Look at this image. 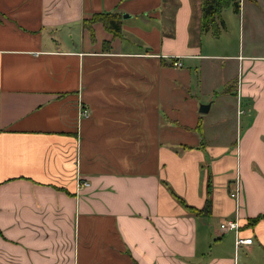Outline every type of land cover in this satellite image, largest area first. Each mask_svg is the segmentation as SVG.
Wrapping results in <instances>:
<instances>
[{
    "label": "crops",
    "instance_id": "obj_1",
    "mask_svg": "<svg viewBox=\"0 0 264 264\" xmlns=\"http://www.w3.org/2000/svg\"><path fill=\"white\" fill-rule=\"evenodd\" d=\"M239 8L215 36L201 0H0V264H264V0Z\"/></svg>",
    "mask_w": 264,
    "mask_h": 264
},
{
    "label": "trees",
    "instance_id": "obj_2",
    "mask_svg": "<svg viewBox=\"0 0 264 264\" xmlns=\"http://www.w3.org/2000/svg\"><path fill=\"white\" fill-rule=\"evenodd\" d=\"M232 6L235 13L240 12L239 0H201V17L199 21V30L205 32L211 30L215 36L218 35L219 31L224 29L225 25L221 18V12L224 8ZM114 16L112 14H94L89 20L85 21L88 26L93 21H101L105 27L111 29L113 32L117 30L116 24H114ZM200 131V124L196 125L195 128ZM209 186V184H208ZM177 198V197H176ZM177 200L184 206H186L179 198ZM201 211H208V201ZM259 217L250 218L248 222L250 224L257 221Z\"/></svg>",
    "mask_w": 264,
    "mask_h": 264
},
{
    "label": "built area",
    "instance_id": "obj_3",
    "mask_svg": "<svg viewBox=\"0 0 264 264\" xmlns=\"http://www.w3.org/2000/svg\"><path fill=\"white\" fill-rule=\"evenodd\" d=\"M172 66L174 67H179L181 65L180 61L177 58H174L173 61L171 62ZM79 115L80 116H87L88 115V109L82 105L81 103L79 104ZM77 186L78 187H84V186H88V182L86 180L84 181H80L79 179L77 180ZM239 194V184L237 179L234 180V184H233V188L232 191L230 193V196L232 197H237ZM220 229L222 231H234L235 233H237L238 230V222L236 217L232 218V219H228L222 223H220L219 225ZM252 241L251 237H246V238H240L237 237L236 238V244H250Z\"/></svg>",
    "mask_w": 264,
    "mask_h": 264
},
{
    "label": "rangeland",
    "instance_id": "obj_4",
    "mask_svg": "<svg viewBox=\"0 0 264 264\" xmlns=\"http://www.w3.org/2000/svg\"><path fill=\"white\" fill-rule=\"evenodd\" d=\"M232 17H233V22L237 25V16H235V15H231ZM222 37L223 38H227V39H229V40H231V39H235L236 40V38H237V27H233V28H228L227 30H226V32H224L223 34H222ZM212 117L214 116L213 115V111H212ZM225 119H230V116H225L224 117ZM198 125V124H197ZM222 133H224L225 135H229V133L230 132H222ZM221 137V136H220ZM220 137H219V135L216 137V139L217 140H219L220 139ZM201 150H203V148H201ZM203 153L206 155V152L205 151H203ZM231 181V180H230ZM232 184H234V179L231 181V185Z\"/></svg>",
    "mask_w": 264,
    "mask_h": 264
},
{
    "label": "water",
    "instance_id": "obj_5",
    "mask_svg": "<svg viewBox=\"0 0 264 264\" xmlns=\"http://www.w3.org/2000/svg\"><path fill=\"white\" fill-rule=\"evenodd\" d=\"M208 108H209V103H207V104H200L199 105V108H198V111L200 113H206L208 111Z\"/></svg>",
    "mask_w": 264,
    "mask_h": 264
}]
</instances>
